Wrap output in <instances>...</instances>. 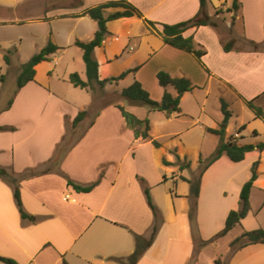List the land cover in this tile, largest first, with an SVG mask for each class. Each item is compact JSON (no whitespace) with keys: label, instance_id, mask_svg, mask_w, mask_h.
<instances>
[{"label":"crops","instance_id":"0c3cea01","mask_svg":"<svg viewBox=\"0 0 264 264\" xmlns=\"http://www.w3.org/2000/svg\"><path fill=\"white\" fill-rule=\"evenodd\" d=\"M81 1L82 5L74 0H0V58L5 52L10 56L8 64L0 59V94L5 77L1 73L3 64L9 69L14 65V56H23L16 66L18 72L49 40L58 46L48 60L35 66L34 80L15 93L13 90L10 105L7 106L8 99L0 106V125L15 128L0 131V167L15 175L39 168L65 140L75 143L61 158V171L80 185L99 179L90 191L77 192L55 171L21 178L22 207L33 216L21 218L11 185L0 178V264H7L1 258L18 264H115L112 258H126L135 249V236L147 238L154 223L139 177L148 186L159 225L152 243L135 264H217V259L225 264H264V243L249 244L231 254L230 241L218 244L222 236L208 241L224 227L228 212L237 209L240 189L250 178L255 161L257 177L249 194V210L237 225L241 231L264 228L256 220L264 209V149L248 151L236 162L222 154L202 172L197 197H191L189 183L180 178H191V171L199 166V157H208L218 144L219 138L206 130L217 128L222 120L220 105L216 113L207 112L211 93L219 102L220 98H228L226 103L231 98L245 105L242 98L253 99L261 107L263 118L251 112V123L241 121L250 137L239 144L264 143V0H239L237 11L230 13L237 20V34L229 51H224L223 43L230 37L222 36L217 27L201 25L183 32L206 50L201 57L205 67L192 54L164 43L140 17L106 23L109 34L93 50L100 79L136 66V71L120 80L129 78L128 85L139 81L156 101L163 93L156 79L160 70L188 78L194 85L180 96L181 114H164L159 121L157 126L163 132H152L154 124L149 121V133L161 143L160 147H154L150 140L135 138L114 104L101 105L90 118L91 91L73 86L80 91L75 92L56 82L67 80L72 71L69 65L62 73L57 71L62 58L82 56L74 42L91 40L97 29L95 20L77 13L108 0ZM129 1L144 17L158 22V30L159 23L186 20L199 8L198 0ZM231 1L208 0V14L216 17V11L225 10ZM241 40L254 41L259 49H250L246 42L242 47ZM80 76L85 78L83 66ZM120 80L106 83L103 90L120 93L124 88H120ZM82 91H87V98ZM167 91L176 94L170 86ZM121 99L119 104L124 108L125 103L132 106ZM81 110L86 114L77 125L83 123L86 128L69 141L65 138L67 125L72 126ZM199 123L207 133L202 134V141L210 137L207 140L211 139V147L203 148L199 141L193 148L197 158L194 162L188 160L189 167L180 170L169 149L174 148L181 160L186 158L187 146L178 137ZM223 129L226 132L227 125ZM163 157L171 164H163ZM254 191L263 193L258 204L253 202ZM191 205L193 221L189 218Z\"/></svg>","mask_w":264,"mask_h":264},{"label":"trees","instance_id":"16d2710c","mask_svg":"<svg viewBox=\"0 0 264 264\" xmlns=\"http://www.w3.org/2000/svg\"><path fill=\"white\" fill-rule=\"evenodd\" d=\"M199 1V8L195 15L192 17L179 21L173 24H166V23H159L161 25V29L158 30L156 25L158 22L151 21L143 16L142 12L133 5L129 0H108L93 6H89L84 8L80 13L77 14H84L88 15L90 18L96 21L97 29L92 37L91 40L87 42H82L76 40L74 44L78 46L82 51V59L85 66V78H82L78 72H71L68 75V81L75 87L93 90L98 88L100 91H103V88L106 83H115L119 79L123 78L130 72L136 71L137 67L134 66L132 68H128L123 70L117 76H110L104 79H100L98 75V62L93 56V50L95 47L99 46L105 36L109 34L107 29L106 23L110 20L122 18V17H129V16H137L143 19L146 26L151 29L155 30L162 38L163 42L175 47L177 49L186 51L192 54L195 59L204 66L201 57L206 53L204 47L198 43H196L193 37L184 36L183 32L191 27H198L201 25H210L213 27L217 26L216 21L213 19V16L208 14L207 6L208 0H198ZM75 4L82 5L81 0H74ZM240 1L239 0H232L229 7L226 10L230 13H234L239 8ZM218 11V10H217ZM234 38H230L226 42L223 43L224 51H229L233 47ZM246 44L252 50H258L259 44L251 41L245 40ZM58 46H56L52 41H48L38 52L33 54L25 63L20 66V71L16 77V88L13 93H15L20 87H22L28 81L34 80L35 77V66L43 61L48 60L50 55H52ZM3 61L8 64L10 62V56L8 52H5L2 56ZM205 67V66H204ZM208 70L207 68H205ZM156 79L159 86L162 87L163 93L161 100L156 101L149 96V93L141 86L140 82L134 80L131 84L121 89L119 95L126 99L131 104L137 105H146L150 110H162V105L167 106L166 110L164 111L166 116H170L171 114L180 115L181 108L179 105L180 96L186 92L191 90L194 85L188 78L185 77H178V76H171L168 72L160 70L156 73ZM0 81H3V76L0 75ZM172 87L176 94L172 95L167 91V87ZM242 98V97H241ZM245 105L254 113L255 117L263 118V111L260 106L256 105L253 101L247 100L242 98ZM12 101V97L8 100L7 106L10 105ZM118 110L120 111L122 117L124 118L126 125L130 128L135 138L150 140L154 147H160L161 143L151 137L150 131V122L147 118L140 119L136 117L131 112L125 110V108L118 104H114ZM220 110L223 115V122H226L230 117V111L227 108V103L223 98H220ZM86 111L81 110L79 111L76 116L72 120V127H75L77 123L82 120L85 116ZM244 128L241 126L239 129ZM15 128L13 126L8 125H0V131H13ZM206 130L211 132L219 137L218 144L214 151L205 159L202 160L199 158V165L202 164L198 176L195 178H186L181 176L180 178L184 181L189 183L190 188V195L191 197H197L198 190H199V181L202 172L216 159H218L222 154H225L231 161H240L244 158L246 152L251 151L253 149H264V143L258 144H239L231 136H229L226 140L224 139V132L223 128H209L207 127ZM75 142L71 144L68 141L63 140L55 149V152L51 159L40 166L39 168H31L25 170L20 175H15L5 168L0 167V178L5 182L9 183L13 189V196L20 212L21 218H32V215L27 214L22 207V203L20 200V184L19 181L21 178L30 177L33 175H37L40 173L48 172V171H55L62 176L65 177L66 183L73 187V189L77 192H88L90 191L99 181V179L91 182L87 185H80L75 183L71 180L65 173L61 171L59 168V162L63 155L70 149V147ZM173 153L176 158V162L178 164V168L180 170L189 167L190 162L183 158L180 159L176 150L173 148L169 150ZM162 163L165 165L171 164L168 162L164 157L162 158ZM257 161H255L251 167V175L250 178L242 185L239 193L238 199V207L237 209L230 210L226 216L224 227L217 232L213 238L208 241H212L218 237L224 236L228 231H230L235 225L240 223V220L244 218L249 210V194L253 184V181L257 177L256 172ZM139 182L143 187V192L146 197L147 204L152 211L154 217V223L151 228V232L149 236L145 239H141L140 236L136 235V244L134 251L126 257L127 264H135L145 249L152 243L154 236L157 232L159 221H158V211L156 206L153 204L148 186L145 184V180L143 178H138ZM193 206L191 205L189 210V218L193 221ZM206 243L201 242V244ZM257 243H264V228H257L253 230H243L240 235L235 237L233 240L230 241L229 253L233 254L237 250L241 249L242 247L249 245V244H257ZM7 264H18L16 261L10 258H1ZM115 259V258H112ZM117 259V258H116ZM217 264H225L220 260H216Z\"/></svg>","mask_w":264,"mask_h":264},{"label":"rangeland","instance_id":"374dc122","mask_svg":"<svg viewBox=\"0 0 264 264\" xmlns=\"http://www.w3.org/2000/svg\"><path fill=\"white\" fill-rule=\"evenodd\" d=\"M217 16L215 17V15L213 16V19L216 21L217 23V30L221 33L222 36H225V38H227L228 36L230 38H234L233 36H235L236 30L235 29V24H236V19L234 15H230V12H228L226 9H222L219 8L218 11H216ZM235 40V38H234ZM242 41V47H244L245 41ZM2 57V56H1ZM74 58L71 59L69 56H65L64 58H62V61L60 63V65L57 67V71L62 73V71L64 70L65 65H69L70 68L72 69L71 72H78L80 75V70L85 67L84 66V62L82 59V56H73ZM23 56H14L13 59V64L11 68L6 69L5 65L3 64L2 67V71L1 73L5 76L4 77V82H3V88L0 94V106L4 105L6 103V101L9 99L10 95H12L13 90L16 88V77L20 71V67H19V71L17 72V64L19 65V63H21ZM1 61L3 60V58H0ZM47 62V61H46ZM43 62L42 64H48ZM50 64H52L50 62ZM41 69V67H40ZM70 72V73H71ZM64 81H62V79L56 80L57 83L61 84L62 86H67L69 89L75 91V92H80L79 89H76L73 87L72 84H70V82L68 81V79H63ZM120 80V79H119ZM129 78L125 79V80H120L119 81V86L120 88L125 87L126 85H128L129 82ZM92 95H93V103L92 105L89 106V110H90V118L94 115V113L97 111V109L104 104H115V103H120L122 101L119 93L115 92L114 90H112L111 92H105L100 91L98 88H95L93 90H90ZM84 96H86V98L88 97V94L86 93L87 91H82ZM228 99V98H227ZM227 99L225 98L224 100L227 101ZM123 102H125V100L123 99ZM229 104V111H230V117L228 118V120L226 122H223V115H222V120L220 121V124L217 128H224L222 127L223 125H227V129L226 132H224V137L225 135H227V138L229 136H231L233 138V140H235L237 143L239 142H244L249 140L250 134L248 132V130L246 128H241V121L243 123H248L250 121V113L252 112L246 105L238 102L237 100H233L231 98H229L228 102ZM124 105V104H123ZM125 110L131 112L132 114H134L136 117L143 119V118H147L149 121L153 122L154 124V128L152 129V132L155 133H161L163 132V128L157 126L159 124V121H161L164 117H165V113L162 110H150L146 105H137V104H132V106L128 105L127 103H125ZM220 102L218 100V98L214 95V93H211L208 96V100L206 102V109L207 112H210L212 114L217 112V108L219 107ZM85 109L88 110V107H85ZM219 110V108H218ZM88 118V120L90 119ZM184 119H188V117H182ZM249 124V123H248ZM258 125V123H257ZM86 128V124H80V125H76L75 127H72L69 125H67V131H66V136L65 138L69 141H74L77 137H79L82 132L84 131V129ZM235 132H238L239 135L238 137H234L233 134ZM202 134H207L205 132L204 126L200 125V123L198 124V127L193 129L192 131H190L189 133H185L182 136H179L178 138H180L182 140V142L187 146V154H185V157L187 160H190L191 162H194L195 159L197 158V154L195 153V150H193V148L196 146V144L199 141H202ZM217 136V135H216ZM210 137H207L204 139V141H202V145L203 148L207 147H211V139L210 141L207 140ZM217 138H219L217 136ZM261 139H264V134L261 136ZM171 150V149H169ZM172 153V152H171ZM210 153V152H209ZM173 154V153H172ZM202 160H205L207 157H199ZM179 162H176V164ZM202 167V164L199 165L196 169H194L193 171H191V178H195L198 176V173L200 171V168ZM255 193L253 194V202L258 204V202L260 201L261 197L263 196V193H261L260 191H254ZM256 220H258L259 224L262 223V225H264V209L261 211V213L259 214V216L256 218ZM250 225H255L254 221H250ZM261 225V224H260ZM260 227H256V228H252L249 230H253V229H257ZM241 228L239 225H236L230 232H228L225 236H222L220 239H218V244L220 246L226 244L227 242L233 240L235 237H237L238 235L241 234ZM198 246V244H196ZM223 258H225V255H223ZM112 262L117 264V263H122V264H127V259L126 258H115L112 259ZM106 264H109V262H107Z\"/></svg>","mask_w":264,"mask_h":264},{"label":"water","instance_id":"95a60500","mask_svg":"<svg viewBox=\"0 0 264 264\" xmlns=\"http://www.w3.org/2000/svg\"><path fill=\"white\" fill-rule=\"evenodd\" d=\"M162 110H166L167 109V106H165V105H162ZM222 127H225V125H223Z\"/></svg>","mask_w":264,"mask_h":264},{"label":"built area","instance_id":"2783aa9c","mask_svg":"<svg viewBox=\"0 0 264 264\" xmlns=\"http://www.w3.org/2000/svg\"><path fill=\"white\" fill-rule=\"evenodd\" d=\"M234 137H238V133H235V134H234Z\"/></svg>","mask_w":264,"mask_h":264}]
</instances>
